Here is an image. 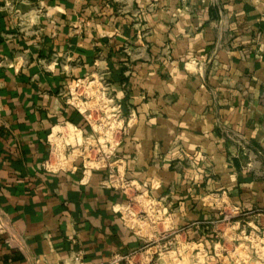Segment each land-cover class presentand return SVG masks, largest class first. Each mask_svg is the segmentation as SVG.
I'll list each match as a JSON object with an SVG mask.
<instances>
[{
    "label": "crops",
    "instance_id": "1",
    "mask_svg": "<svg viewBox=\"0 0 264 264\" xmlns=\"http://www.w3.org/2000/svg\"><path fill=\"white\" fill-rule=\"evenodd\" d=\"M104 72L131 122L114 165L183 238L206 241L215 193L264 220V0H0V264H107L162 236L108 170L44 166L52 127L83 122L70 83Z\"/></svg>",
    "mask_w": 264,
    "mask_h": 264
},
{
    "label": "built area",
    "instance_id": "2",
    "mask_svg": "<svg viewBox=\"0 0 264 264\" xmlns=\"http://www.w3.org/2000/svg\"><path fill=\"white\" fill-rule=\"evenodd\" d=\"M66 95V102L80 113L83 122L65 120L52 127L48 136L51 147L50 157L44 164L45 168L58 172L70 170L75 165L81 164L85 176L94 171L108 170L107 176L100 182L101 186L124 193L130 206L134 202L143 205V209L136 216L139 225L162 233L161 237L156 238L153 236L151 238L147 234V238L151 239L146 246L126 256H116L107 264H144L143 261L132 263L142 255H145L148 261H145L146 264H150L153 256L148 254L146 257L148 253L146 249H149L152 243H158L173 235H176L178 240L183 239L185 244H194L198 249L204 248V243L183 238L182 233L185 230L178 229L172 224L171 213L167 207L155 203L148 190L137 181L128 178L125 172L114 165L118 148L130 132L131 122L125 115L123 99L113 89L108 73L74 79ZM212 196L208 197L207 201L217 203L216 211L225 214L220 221H233L239 226L241 218L251 215L249 211L233 205L224 193H215ZM214 222L207 220L204 224L209 225ZM64 264L94 263L86 261L84 253L79 250Z\"/></svg>",
    "mask_w": 264,
    "mask_h": 264
},
{
    "label": "rangeland",
    "instance_id": "3",
    "mask_svg": "<svg viewBox=\"0 0 264 264\" xmlns=\"http://www.w3.org/2000/svg\"><path fill=\"white\" fill-rule=\"evenodd\" d=\"M251 216L241 218L238 226L233 221H220L225 214L219 212L211 220L215 222L205 226L204 248L199 250L173 235L146 249V257L153 256L150 264H264V220ZM139 261L148 262L142 255L132 263Z\"/></svg>",
    "mask_w": 264,
    "mask_h": 264
}]
</instances>
